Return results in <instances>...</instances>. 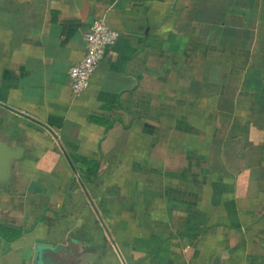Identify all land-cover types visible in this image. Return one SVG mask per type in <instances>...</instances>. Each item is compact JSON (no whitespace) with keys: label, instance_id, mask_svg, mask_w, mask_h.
I'll use <instances>...</instances> for the list:
<instances>
[{"label":"crops","instance_id":"1","mask_svg":"<svg viewBox=\"0 0 264 264\" xmlns=\"http://www.w3.org/2000/svg\"><path fill=\"white\" fill-rule=\"evenodd\" d=\"M0 140V264H264V0H0Z\"/></svg>","mask_w":264,"mask_h":264},{"label":"built area","instance_id":"2","mask_svg":"<svg viewBox=\"0 0 264 264\" xmlns=\"http://www.w3.org/2000/svg\"><path fill=\"white\" fill-rule=\"evenodd\" d=\"M116 37L102 18L94 20L83 34L84 54L67 70V78L71 94H79L87 85L88 79L94 70L104 49Z\"/></svg>","mask_w":264,"mask_h":264},{"label":"water","instance_id":"3","mask_svg":"<svg viewBox=\"0 0 264 264\" xmlns=\"http://www.w3.org/2000/svg\"><path fill=\"white\" fill-rule=\"evenodd\" d=\"M37 123H39V122H37ZM0 152H2V154L4 156V159H6L4 161V165L0 166L3 169H5V174L2 175L3 179H0V185L5 187L7 185V181L9 180V178L11 176V173H12L13 164H12L11 160L15 159V157L13 156L12 159L11 158L9 159L7 145H6L5 142H3L1 140H0ZM39 249H40L39 246H36V253H35L34 263L33 264H41V261L39 259Z\"/></svg>","mask_w":264,"mask_h":264}]
</instances>
